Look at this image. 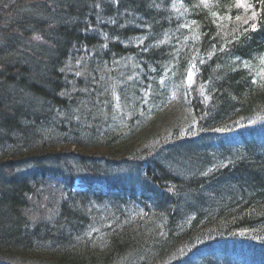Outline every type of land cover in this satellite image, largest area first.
I'll return each mask as SVG.
<instances>
[{
    "label": "trees",
    "instance_id": "16d2710c",
    "mask_svg": "<svg viewBox=\"0 0 264 264\" xmlns=\"http://www.w3.org/2000/svg\"><path fill=\"white\" fill-rule=\"evenodd\" d=\"M0 264H264V0H0Z\"/></svg>",
    "mask_w": 264,
    "mask_h": 264
},
{
    "label": "bare ground",
    "instance_id": "6f19581e",
    "mask_svg": "<svg viewBox=\"0 0 264 264\" xmlns=\"http://www.w3.org/2000/svg\"><path fill=\"white\" fill-rule=\"evenodd\" d=\"M76 180H78V179H76ZM76 180L74 181V188L75 189H78V188H76ZM126 214H127V217H130V218H133V217H135V216H137L138 214H136V213H134V212H132V211H128V210H126ZM225 252H228L229 250H224ZM238 251V250H237ZM233 256H235V258H240V257H243L244 256V253L240 250V251H238L237 253H233Z\"/></svg>",
    "mask_w": 264,
    "mask_h": 264
},
{
    "label": "rangeland",
    "instance_id": "374dc122",
    "mask_svg": "<svg viewBox=\"0 0 264 264\" xmlns=\"http://www.w3.org/2000/svg\"><path fill=\"white\" fill-rule=\"evenodd\" d=\"M76 188H79L80 187V182H79V180H76ZM131 210H133V209H131ZM138 213H142V211L140 210ZM93 231V229L90 231V232H92Z\"/></svg>",
    "mask_w": 264,
    "mask_h": 264
},
{
    "label": "snow or ice",
    "instance_id": "6c2138e0",
    "mask_svg": "<svg viewBox=\"0 0 264 264\" xmlns=\"http://www.w3.org/2000/svg\"><path fill=\"white\" fill-rule=\"evenodd\" d=\"M253 16H255V13H253Z\"/></svg>",
    "mask_w": 264,
    "mask_h": 264
}]
</instances>
